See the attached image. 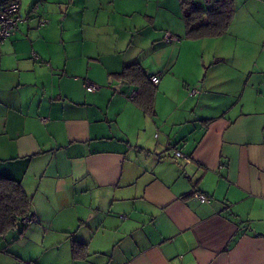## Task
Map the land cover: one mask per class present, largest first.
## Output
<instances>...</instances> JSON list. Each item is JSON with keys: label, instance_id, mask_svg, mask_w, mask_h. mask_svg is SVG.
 I'll return each instance as SVG.
<instances>
[{"label": "crops", "instance_id": "obj_1", "mask_svg": "<svg viewBox=\"0 0 264 264\" xmlns=\"http://www.w3.org/2000/svg\"><path fill=\"white\" fill-rule=\"evenodd\" d=\"M63 2L21 0L0 45V176L37 218L0 264H264V0L198 38L179 0H66L83 47L59 61L39 20Z\"/></svg>", "mask_w": 264, "mask_h": 264}, {"label": "trees", "instance_id": "obj_2", "mask_svg": "<svg viewBox=\"0 0 264 264\" xmlns=\"http://www.w3.org/2000/svg\"><path fill=\"white\" fill-rule=\"evenodd\" d=\"M179 4L185 35L191 38L225 33L234 12V0H212L211 4L204 6L199 5L195 0H179ZM121 75L139 82L146 81L138 65L123 69ZM28 211L29 200L20 183L0 176V235L4 236L21 225V219L28 214ZM84 248L85 244L72 241L73 257L81 255L78 254V250Z\"/></svg>", "mask_w": 264, "mask_h": 264}, {"label": "rangeland", "instance_id": "obj_3", "mask_svg": "<svg viewBox=\"0 0 264 264\" xmlns=\"http://www.w3.org/2000/svg\"><path fill=\"white\" fill-rule=\"evenodd\" d=\"M65 1L66 0H64L62 4L53 6L52 16L46 15L47 19L45 20L50 22L45 28L50 29L45 32V37L41 40L42 42L39 41L41 48L45 52L52 51V53L56 54L59 61L64 60L67 53H70L71 51L77 52V50L79 51L83 47L80 26L75 24L76 9L69 6ZM243 62V65L247 64L246 61L243 60ZM14 232H16V235ZM26 232L27 229L23 230L22 226L18 225V227L10 233L7 239L8 241L15 239L18 240L21 237H26ZM35 252H37V250H34V253Z\"/></svg>", "mask_w": 264, "mask_h": 264}, {"label": "built area", "instance_id": "obj_4", "mask_svg": "<svg viewBox=\"0 0 264 264\" xmlns=\"http://www.w3.org/2000/svg\"><path fill=\"white\" fill-rule=\"evenodd\" d=\"M24 16L21 12V0H0V45L1 43L15 33L18 28L19 23L23 20ZM47 21L45 19H40L39 24L44 25ZM178 40L177 36L173 34L166 33L165 34V41L172 42ZM149 80L156 84L159 81L158 75H151ZM97 88V86L91 82H86V89L88 91H93ZM137 90H133L131 96H135L137 94ZM191 92H195V90H191ZM174 155L176 157H181L186 159L187 157L182 154L180 151H175ZM195 198L200 201H206L207 197L205 194L201 192L194 193ZM36 216L32 213H28L21 219V223L23 225H27L31 222L36 221Z\"/></svg>", "mask_w": 264, "mask_h": 264}]
</instances>
